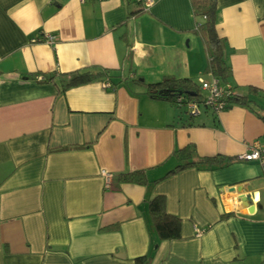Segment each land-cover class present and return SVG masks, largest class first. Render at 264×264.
Wrapping results in <instances>:
<instances>
[{"label":"crops","instance_id":"crops-1","mask_svg":"<svg viewBox=\"0 0 264 264\" xmlns=\"http://www.w3.org/2000/svg\"><path fill=\"white\" fill-rule=\"evenodd\" d=\"M139 8L0 0V264H137L143 255L150 264H264V168L239 159L264 142V124L246 105L217 113L200 103L190 119L145 94L135 78L198 84L212 75L191 0H153L133 14ZM217 12L231 68L222 84L264 111V0H217ZM86 70L109 76L64 88ZM187 145L236 159L167 176ZM134 171L147 183L121 178ZM156 195L181 218L180 239L159 241L151 228Z\"/></svg>","mask_w":264,"mask_h":264},{"label":"trees","instance_id":"trees-1","mask_svg":"<svg viewBox=\"0 0 264 264\" xmlns=\"http://www.w3.org/2000/svg\"><path fill=\"white\" fill-rule=\"evenodd\" d=\"M140 8L133 14H139L144 11L142 2L136 0ZM193 14L196 19L194 31L204 42L207 54L208 65L207 72L214 76L220 84L225 82L231 74V68L227 65L224 57V43L217 31V0H191ZM109 76L107 70H86L78 71L71 75L64 88L84 84L92 80ZM52 79L53 76H50ZM133 82L144 89L145 94L154 100H165L171 102L181 109V106L188 105L189 102L196 100L203 103L202 90L200 86L192 79L175 78L166 76L161 81L149 83L142 77H137ZM223 85V84H222ZM260 89L250 86V93L259 94ZM226 101L228 106L232 103L246 105L252 108L260 117L264 124V111L261 110L256 102L249 95L229 96ZM193 115L190 114V119ZM177 165L167 173L168 175L183 171L189 167L197 168H215L223 167L234 161L236 158H226L222 155L201 156L197 153L193 145H187L174 152ZM125 181L146 184L147 179L143 171H134L121 174ZM150 226L156 234L159 241L176 240L181 238L182 220L176 215L167 211L166 199L163 195H156L149 201ZM151 257L146 255L137 257V264H150Z\"/></svg>","mask_w":264,"mask_h":264},{"label":"built area","instance_id":"built-area-1","mask_svg":"<svg viewBox=\"0 0 264 264\" xmlns=\"http://www.w3.org/2000/svg\"><path fill=\"white\" fill-rule=\"evenodd\" d=\"M138 1L142 2L143 8H148L153 3V0ZM55 39V36L52 35H48L45 38L46 42L49 44L54 43ZM198 84L201 90L205 93L203 104L207 108L219 113L228 107V102L226 101V99L234 94L230 87L220 84L214 76H212L210 80H206L203 77H200L198 79ZM104 86L110 87L111 84L109 82H105ZM187 109L191 115H198L200 112V102L196 100L189 102V104L187 105ZM239 159L244 161L258 162L264 168V142H254V144L249 146L247 148V151L242 154ZM101 174L106 178L107 182L109 183L112 174L105 170H102ZM202 232V229L196 228V235H200L202 234Z\"/></svg>","mask_w":264,"mask_h":264},{"label":"rangeland","instance_id":"rangeland-1","mask_svg":"<svg viewBox=\"0 0 264 264\" xmlns=\"http://www.w3.org/2000/svg\"><path fill=\"white\" fill-rule=\"evenodd\" d=\"M181 110H182L183 112H186V110H187V105L185 104V105L181 106Z\"/></svg>","mask_w":264,"mask_h":264}]
</instances>
